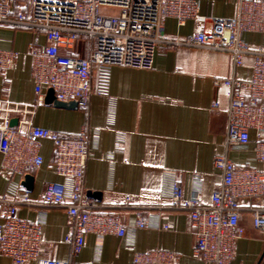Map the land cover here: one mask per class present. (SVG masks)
Here are the masks:
<instances>
[{"label": "crops", "instance_id": "0c3cea01", "mask_svg": "<svg viewBox=\"0 0 264 264\" xmlns=\"http://www.w3.org/2000/svg\"><path fill=\"white\" fill-rule=\"evenodd\" d=\"M3 1L13 7L22 2ZM197 1L199 19L184 24L165 19L168 38L209 33L214 18H234L238 14V0ZM13 11L16 14V9ZM245 38L252 47L259 38L257 47L264 48V33H248ZM32 43L46 45L45 35L0 26V49L18 52L14 67L0 73V100L37 101L29 55ZM78 52L82 57L90 54L89 50ZM251 64L248 58L245 67L235 69L228 53L163 44L156 50L152 69L123 70L116 65L94 68L93 88L103 92L93 96L88 110L47 104L45 90L34 125L65 138H76L83 127L88 128L87 196L117 214L126 227L124 237L88 235L79 264H133L137 251L156 249L175 252L177 264H210L192 256L195 239L190 213L175 207L173 188L176 182H183L190 196L198 194L202 206H208L223 180L215 167L217 155L226 154L238 166L264 171V164L255 159L254 142L227 144L229 90L213 85L217 77L249 79ZM41 155L42 167L27 173L33 177L32 188L28 189L24 185L27 175L22 178L2 172L0 151V196L20 199L28 192L31 205L25 206L20 215L30 220L41 215L40 200L48 184L61 183L68 194L71 191V183L56 172L51 139L42 142ZM241 204L240 226L245 236L238 241L231 264H264V230L254 227L247 200ZM139 221L145 222L146 228H138ZM68 233L65 210L47 208L42 258L68 261ZM0 264L13 262L0 253Z\"/></svg>", "mask_w": 264, "mask_h": 264}, {"label": "built area", "instance_id": "2783aa9c", "mask_svg": "<svg viewBox=\"0 0 264 264\" xmlns=\"http://www.w3.org/2000/svg\"><path fill=\"white\" fill-rule=\"evenodd\" d=\"M198 10L197 0H22L16 7L0 0V26L26 28L46 37V45L29 46L37 101L0 100L2 172L24 178L28 171L41 168L42 142L51 139L56 172L71 183L70 194L64 184L47 185L40 200L43 209L36 220L20 215L25 206L31 205L28 192L20 199L0 196V253L13 264H79L88 235L126 234L117 214L87 196L88 128L83 127L76 138H65L34 125L45 90H53L60 102H75L79 109L88 110L93 96L103 92L93 88L96 67L152 69L156 50L163 44L228 53L235 69L245 67L251 58L249 79L217 77L213 85L229 90L227 144L254 142L255 159L264 164V48L250 46L245 38L248 33H264V0H238L237 16L214 18L209 33L200 31L184 39L165 35V19L174 18L184 24L199 19ZM78 50H89L90 54L82 57ZM17 55L16 50L0 49V73L14 67ZM14 119L18 123L12 126ZM215 167L223 180L208 206H202L198 194L190 196L183 182L174 185L173 204L190 213L195 239L193 258L210 264H231L237 243L245 236L240 226L242 200L248 202L254 227L264 230V171L238 166L226 154L216 156ZM51 207L63 208L69 219L65 236L71 248L68 261L42 258V228L46 209ZM136 226L147 225L139 221ZM177 262L175 252L156 249L137 251L133 264Z\"/></svg>", "mask_w": 264, "mask_h": 264}, {"label": "water", "instance_id": "95a60500", "mask_svg": "<svg viewBox=\"0 0 264 264\" xmlns=\"http://www.w3.org/2000/svg\"><path fill=\"white\" fill-rule=\"evenodd\" d=\"M45 101L47 104H53L54 106L60 107V108H66V109H77L78 108L77 104L75 102L64 103V102H60V101L56 100L55 93L51 89L48 90ZM17 123H18L17 119H14V120H12L11 125L15 126V125H17ZM32 183H33V177L30 175H27L25 177L24 185L28 189H31Z\"/></svg>", "mask_w": 264, "mask_h": 264}, {"label": "rangeland", "instance_id": "374dc122", "mask_svg": "<svg viewBox=\"0 0 264 264\" xmlns=\"http://www.w3.org/2000/svg\"><path fill=\"white\" fill-rule=\"evenodd\" d=\"M259 42H260V41H259V38H258V40H254L253 43H256V44H255V47H257V46L259 45Z\"/></svg>", "mask_w": 264, "mask_h": 264}]
</instances>
